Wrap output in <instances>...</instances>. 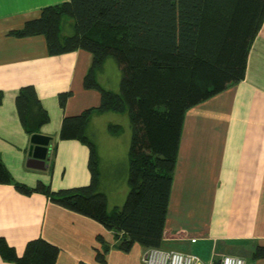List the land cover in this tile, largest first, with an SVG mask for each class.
Returning <instances> with one entry per match:
<instances>
[{
	"label": "crops",
	"instance_id": "1",
	"mask_svg": "<svg viewBox=\"0 0 264 264\" xmlns=\"http://www.w3.org/2000/svg\"><path fill=\"white\" fill-rule=\"evenodd\" d=\"M66 1L0 0V161L14 181L30 187L44 184L59 190L92 180L90 146L78 138H62L61 131L67 116L101 103V91L85 85L93 54L85 49L50 54L45 35L12 34L45 7ZM108 60L97 79L119 92L120 86L103 79ZM26 85L34 86L48 114L33 130L17 104ZM106 113L92 115L86 134L98 151L99 189L113 210L124 205L130 191L129 151L122 161V179L111 184L92 129ZM33 132L50 137L46 166L33 160ZM122 236L43 192L24 193L13 182H0V237L20 256L30 240L41 237L60 248L56 264H144L146 248L135 243L122 250L118 247ZM101 238L110 247L106 263L96 259ZM163 240L164 248L198 255V264L218 263L227 254H239L248 264H264V256L253 258L257 247L264 246V21L250 48L245 77L186 111ZM0 264L14 263L0 254Z\"/></svg>",
	"mask_w": 264,
	"mask_h": 264
},
{
	"label": "trees",
	"instance_id": "2",
	"mask_svg": "<svg viewBox=\"0 0 264 264\" xmlns=\"http://www.w3.org/2000/svg\"><path fill=\"white\" fill-rule=\"evenodd\" d=\"M263 21L264 0H69L45 7L12 34L45 35L50 54L77 49L93 54L85 85L101 91V103L67 116L61 131L62 138H78L90 146L92 180L59 190L44 184L30 187L14 181L0 161V182H13L24 193L43 192L53 202L123 233L118 244L122 250L135 243L163 247L186 111L245 77L248 54ZM110 57L122 69L119 92L97 79ZM2 96L0 92V102ZM17 104L30 130L47 120L33 85L20 90ZM110 111L127 112L133 125L130 191L124 205L113 210L99 189L98 151L86 134L93 114ZM114 127L110 124L111 130ZM100 243L96 259L106 263L110 247L103 238ZM0 254L14 264H56L60 248L38 237L20 256L0 237ZM263 256L264 246L257 247L253 258Z\"/></svg>",
	"mask_w": 264,
	"mask_h": 264
},
{
	"label": "rangeland",
	"instance_id": "3",
	"mask_svg": "<svg viewBox=\"0 0 264 264\" xmlns=\"http://www.w3.org/2000/svg\"><path fill=\"white\" fill-rule=\"evenodd\" d=\"M103 73V79L110 86H120L122 69L115 58H109ZM111 123L116 125L114 130L109 129V124ZM92 129L96 131V137L101 144V154L105 160V164L108 165V179L110 183L119 182L123 175L122 161L129 151L133 133L129 114L110 111L97 118L92 124Z\"/></svg>",
	"mask_w": 264,
	"mask_h": 264
},
{
	"label": "built area",
	"instance_id": "4",
	"mask_svg": "<svg viewBox=\"0 0 264 264\" xmlns=\"http://www.w3.org/2000/svg\"><path fill=\"white\" fill-rule=\"evenodd\" d=\"M142 260L144 264H198L201 262L200 257L194 253L164 247L146 248ZM215 264L248 263L247 260L239 254H227Z\"/></svg>",
	"mask_w": 264,
	"mask_h": 264
},
{
	"label": "water",
	"instance_id": "5",
	"mask_svg": "<svg viewBox=\"0 0 264 264\" xmlns=\"http://www.w3.org/2000/svg\"><path fill=\"white\" fill-rule=\"evenodd\" d=\"M49 138L48 136L42 135V134H34L32 137L33 144H36L34 147H31L32 153L34 155L33 160L37 158V160L41 161L44 166H46V160H47V147L49 144ZM43 150L44 153L38 155V151Z\"/></svg>",
	"mask_w": 264,
	"mask_h": 264
}]
</instances>
